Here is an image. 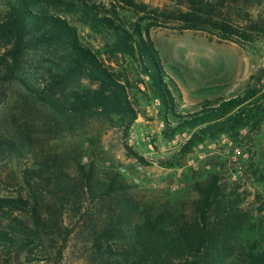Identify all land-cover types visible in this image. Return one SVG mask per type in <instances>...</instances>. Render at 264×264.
<instances>
[{"label":"trees","instance_id":"1","mask_svg":"<svg viewBox=\"0 0 264 264\" xmlns=\"http://www.w3.org/2000/svg\"><path fill=\"white\" fill-rule=\"evenodd\" d=\"M120 1L138 7L135 0ZM226 2L250 19V29L264 35V16L256 20L251 13L264 0H189L178 19L186 29L249 40V33L230 23L223 11ZM102 12L91 0H0V157L31 161L20 168L22 193L0 194L4 264L24 253L28 259H49L72 232L62 228L69 210L87 230L91 264H264V200H257L261 207L253 220L241 208L238 185H221L215 167L204 182L192 185L197 197L187 207L168 200L144 206L126 193L125 175L116 166L99 168L81 142L59 151L40 138L88 119L127 132L138 117L131 91L140 75L149 79L148 95L160 101L162 141L191 132L173 158L160 162L164 168L181 167L196 146L222 134L245 144L239 131L264 122V93L256 87L204 100L198 111L179 115L176 89L170 88L175 86L149 38L139 25L129 31ZM81 29L99 36L106 54L129 59L135 85L105 64L101 50L82 43ZM126 150L129 158L145 163ZM248 163L264 191V165L259 169Z\"/></svg>","mask_w":264,"mask_h":264},{"label":"rangeland","instance_id":"2","mask_svg":"<svg viewBox=\"0 0 264 264\" xmlns=\"http://www.w3.org/2000/svg\"><path fill=\"white\" fill-rule=\"evenodd\" d=\"M91 1L103 9L102 16L113 17L117 24L124 25L127 30L132 31L135 26H140L144 38H149L157 52L168 82L175 86L170 88L176 89L174 96L179 115L198 111L204 100L230 98L241 94L248 87L259 85L260 89H257L259 94L264 93L261 90L264 88V35L250 29V19L236 11L234 5L226 2L223 11L228 13L230 23L249 33L251 36L249 40L235 36L230 40L222 39L211 29H186L178 16L188 10L189 0H135L138 7L128 6L120 0ZM139 5L144 9H139ZM263 7L252 10L251 13L256 20L264 16ZM80 31L84 45L94 51L101 50L104 53L101 59L105 64L116 72L125 74L135 85L138 78L128 58L106 54L99 36L88 30ZM139 80L135 85L136 90L131 91V100L138 117L127 132L123 127L98 119H88L81 124L77 122L72 129L63 126L60 132L42 133L40 138L59 151L81 142L83 150L89 157L94 158L99 168L124 164L129 174L125 175L126 184L130 186L126 193L141 205L168 200L177 201L187 207L197 197L192 185L204 182L212 172L202 169L204 163L212 166V170L213 167L224 168V163L215 156L208 157L199 162V171L185 168L180 178H176V172L161 166V161L173 158L182 146H173L168 144L170 141H162L165 122L161 118L160 101L148 95L146 87L148 77L140 75ZM141 84L144 86L143 89L140 88ZM160 122L164 123L162 129ZM263 129L264 122L258 128L249 130L250 134L244 138L245 144H242L247 146L251 161L259 169L264 165ZM184 132L191 135L189 130ZM126 146L144 159V165L160 178L161 183L169 184L177 179L179 189L172 193L164 187L153 189L143 183H135L137 173L134 165L139 162L128 157ZM192 155L195 156L194 153ZM83 161L85 162L86 158ZM128 161L132 163H127ZM106 162H110V165H106ZM30 163L31 161L26 158L20 163L15 155L4 159L0 157V194L16 195L18 191L22 193L20 168L24 164L30 166ZM246 169V174L240 180L231 181L226 172H223L222 175L219 174V182L228 189L238 185L237 194L243 200L241 208L250 211V216L254 220L258 208L261 207V202L257 200H264V191L257 183L256 177L252 175L249 163ZM62 228L72 229V232L66 237V241L60 242L53 250L49 259L40 255L35 257L31 255L28 259L24 253L18 257L12 256L11 264H91L90 245L85 240L87 230L80 216L70 210L66 211L62 219ZM4 257L0 248V264H4Z\"/></svg>","mask_w":264,"mask_h":264},{"label":"built area","instance_id":"3","mask_svg":"<svg viewBox=\"0 0 264 264\" xmlns=\"http://www.w3.org/2000/svg\"><path fill=\"white\" fill-rule=\"evenodd\" d=\"M143 87L144 86L141 84L140 88L143 89ZM256 89H260V86L257 85ZM261 90L264 91V88H261ZM162 128H164V123L160 122V129ZM249 134L250 132L247 128L239 131V136L244 140V142V138H246ZM189 138L190 134L183 132L177 134L168 144L173 146L179 145L181 147L188 141ZM193 153L195 156L192 155ZM212 156H215L218 160L224 163V168H217L216 171L220 175H222L223 172H226L231 181H237L244 177L247 171V164L251 160V155L246 145L236 143L230 134H222L214 141H206L196 146L184 159V166L169 170L171 172H176V178H180L183 169L190 168L193 171H199V162ZM127 163H132V161H128ZM106 165H110V162H106ZM134 166L137 173L134 178L135 183H143L153 189L164 187V189L172 193L179 189V182L177 179L169 184L161 183L160 178L154 175L153 171L149 170L148 166L141 163H135ZM202 169L210 172L212 171V166L205 162ZM115 170L122 175H129L127 167L124 164H118Z\"/></svg>","mask_w":264,"mask_h":264}]
</instances>
